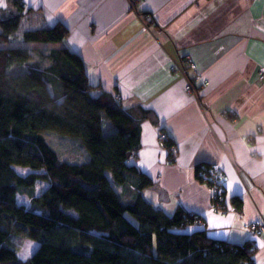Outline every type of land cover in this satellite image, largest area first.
Here are the masks:
<instances>
[{
	"label": "crops",
	"instance_id": "1",
	"mask_svg": "<svg viewBox=\"0 0 264 264\" xmlns=\"http://www.w3.org/2000/svg\"><path fill=\"white\" fill-rule=\"evenodd\" d=\"M19 1L21 28L68 27L61 46L82 57L101 86L93 94L106 90L125 109L153 112L156 121H141L137 160L154 181L145 199L170 216L179 208L198 215L191 231L254 242V262L264 264V231L254 233L264 224V0ZM0 12H18L15 0H0ZM185 57L197 65V96L170 70ZM162 129L175 141L174 160ZM203 163L225 174L226 211L214 208Z\"/></svg>",
	"mask_w": 264,
	"mask_h": 264
},
{
	"label": "trees",
	"instance_id": "2",
	"mask_svg": "<svg viewBox=\"0 0 264 264\" xmlns=\"http://www.w3.org/2000/svg\"><path fill=\"white\" fill-rule=\"evenodd\" d=\"M15 5L18 12L0 15V264H255L254 242L185 231L198 215L179 208L170 216L145 199L154 181L137 160L141 121L155 120L153 112L125 109L106 90L93 94L101 86L68 47L12 46L62 42L70 33L63 22L21 28ZM51 131L79 141L88 158L61 159ZM160 138L174 160V139L165 129ZM38 180L49 185L36 195ZM23 188L31 207L18 203ZM18 236L39 244L26 260L13 244Z\"/></svg>",
	"mask_w": 264,
	"mask_h": 264
},
{
	"label": "rangeland",
	"instance_id": "3",
	"mask_svg": "<svg viewBox=\"0 0 264 264\" xmlns=\"http://www.w3.org/2000/svg\"><path fill=\"white\" fill-rule=\"evenodd\" d=\"M0 15L3 17L5 16V13L0 12ZM62 42H49L45 44L15 42L12 44V46L27 45L32 48L36 47L41 50L43 49L45 51H48L52 47H60L63 44ZM47 138L50 143L55 147V149L59 152L60 157L63 160H69L72 162H83L88 158L85 148L80 144L79 141L75 140L74 138L60 135L53 131L47 133ZM17 170L23 174H28L31 171L29 168L24 167H17ZM48 185V182L38 180L35 183L34 187L35 194L39 195L48 187ZM17 200L18 203L25 204L27 207H31V190L29 188L21 189V191L17 193ZM190 229L191 228H187L184 230L190 232ZM13 244L16 247L19 256L24 260L28 259L39 245L38 242L35 240L23 238L20 236L13 238Z\"/></svg>",
	"mask_w": 264,
	"mask_h": 264
},
{
	"label": "built area",
	"instance_id": "4",
	"mask_svg": "<svg viewBox=\"0 0 264 264\" xmlns=\"http://www.w3.org/2000/svg\"><path fill=\"white\" fill-rule=\"evenodd\" d=\"M196 63H194L189 57H185L183 61L175 60L170 66L172 72L178 73L184 77L186 83L185 88L188 92L193 95H198L197 88L194 84L193 78L190 75V70H196ZM259 78L264 80V68L259 70ZM205 84V83H204ZM162 139H165V136L162 135ZM199 176L205 181L213 190V205L217 211H226L225 206V174L221 169L218 163L210 164H200L199 166ZM194 215L195 213H191ZM200 221V218L198 219ZM264 231V224L256 227L254 233L260 235Z\"/></svg>",
	"mask_w": 264,
	"mask_h": 264
}]
</instances>
